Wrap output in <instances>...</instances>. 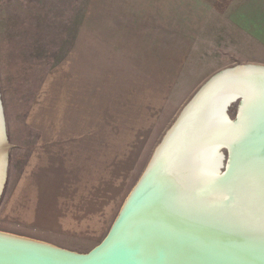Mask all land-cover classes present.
<instances>
[{
    "label": "rangeland",
    "instance_id": "rangeland-1",
    "mask_svg": "<svg viewBox=\"0 0 264 264\" xmlns=\"http://www.w3.org/2000/svg\"><path fill=\"white\" fill-rule=\"evenodd\" d=\"M164 4L140 0H0V100L8 146L0 195L1 234L79 255L104 240L166 132L211 76L201 80L203 72L221 66L199 65V55L186 67L193 69V74L170 83L156 78L157 56L165 52L156 43L160 44L165 34L151 31V24L155 5L161 8ZM93 12L94 17L90 16ZM91 23L98 26L99 31L92 35L97 36L99 49L89 50L95 58L91 56L92 64L83 62L82 76L88 87L92 85L91 113L93 124L97 123L93 135L99 139V155L93 160V167L96 165L100 172L99 238L85 243L52 242L43 231L5 220L2 212L16 183L25 178L28 168L38 165L39 158H32L31 150L39 134L27 122L35 119L34 109L42 111L45 79L48 81L51 73L58 74L79 28ZM235 67L230 64L226 68ZM196 71L201 79H194L198 77ZM87 73L93 78L89 82ZM236 110L237 104L228 109L230 120L235 119ZM222 153L226 157V151Z\"/></svg>",
    "mask_w": 264,
    "mask_h": 264
},
{
    "label": "water",
    "instance_id": "water-1",
    "mask_svg": "<svg viewBox=\"0 0 264 264\" xmlns=\"http://www.w3.org/2000/svg\"><path fill=\"white\" fill-rule=\"evenodd\" d=\"M253 68L227 69L194 94L97 247L79 255L0 236V264H264V67ZM227 101L233 123L220 116ZM0 118L1 188V100ZM210 145L228 149L223 177L203 173Z\"/></svg>",
    "mask_w": 264,
    "mask_h": 264
},
{
    "label": "crops",
    "instance_id": "crops-1",
    "mask_svg": "<svg viewBox=\"0 0 264 264\" xmlns=\"http://www.w3.org/2000/svg\"><path fill=\"white\" fill-rule=\"evenodd\" d=\"M140 1L165 3L161 8L155 5L151 24V31L165 34L156 43L159 50H165L155 64L159 81L175 82L193 74L186 67L199 55V65L221 66L205 74L201 69L203 79L196 71L197 80L211 75L208 81L230 64L264 67V0ZM97 29L93 23L81 26L58 74L45 79L42 111L34 109L36 120L27 122L39 134L31 154L40 162L16 183L2 212L5 220L43 231L52 242L85 243L99 238L100 172L93 167L99 139L93 135L97 123L93 124L91 113L92 85L88 87L82 76L83 62L92 64L94 52L89 50L99 49L97 36L92 35ZM89 75L87 82L93 79Z\"/></svg>",
    "mask_w": 264,
    "mask_h": 264
},
{
    "label": "bare ground",
    "instance_id": "bare-ground-1",
    "mask_svg": "<svg viewBox=\"0 0 264 264\" xmlns=\"http://www.w3.org/2000/svg\"><path fill=\"white\" fill-rule=\"evenodd\" d=\"M254 67V68H253ZM258 67H261V66H253V65H248V66H237V67H235V68H238V69H248V68H253V69H257ZM227 70V69H226ZM237 70V69H236ZM223 71H225V70H223ZM223 71H221V72H223ZM221 72H219V73H221ZM229 72V71H228ZM228 72H225V73H223L222 75H224V74H226V73H228ZM219 73H217V74H219ZM216 74V75H217ZM215 76V75H214ZM213 76V77H214ZM219 76H221V75H219ZM212 78V77H211ZM210 78V79H211ZM204 86V85H203ZM240 97V96H239ZM228 103V101L227 102H225L222 106H221V108H220V116H221V118H222V120L224 121V122H226V123H233V122H230L228 119H227V117L225 116V114H224V107H225V105ZM187 105V104H186ZM241 106H242V104H241ZM241 106H240V108H239V110H238V113H237V117H238V115H239V112H240V109H241ZM185 111H181L180 112V114L178 115V117H177V119L175 120V122H174V124L170 127V129L166 132V134H165V136H164V138L162 139V141L161 142H163L168 136H169V134L171 133V131H172V129L174 128V126L176 125V123L178 122V120L180 119V117L183 115V113H184ZM0 120H1V118H0ZM160 144H159V146L156 148V153L158 152V150L160 149ZM223 148H226L227 149V147L226 146H224V145H210V146H208V147H206V154H207V157H208V159H209V161H210V167H208V168H203V173H204V175L206 176V177H208V178H220V177H223L226 173H227V170H228V166H229V161H230V157L228 156V158L227 159H224V162H223V153H222V151H223ZM228 150V149H227ZM155 153V154H156ZM155 154L153 155V157L155 156ZM228 155H229V151H228ZM153 157L151 158V160L153 159ZM151 160H150V162H151ZM221 166H223V170H221L220 168H221ZM147 168V167H146ZM5 170H6V160H5V164H4V168H3V175H2V183H1V188H2V184H3V181H4V177H5ZM145 171H146V169H145ZM145 171H144V173H143V175L141 176V178H140V181H142V178L144 177V174H145ZM1 188H0V191H1ZM134 190V189H133ZM133 190H132V192H133ZM131 192V193H132ZM130 193V194H131ZM129 197V196H128ZM127 200V199H126ZM126 202V201H125ZM124 202V203H125ZM117 218V217H116ZM116 220V219H115ZM115 220H114V222H115ZM114 222L112 223V225H111V227H110V229H109V231H108V233L110 232V230H111V228H112V226H113V224H114ZM108 233H107V235H108ZM106 235V236H107ZM0 236H4V237H7V238H11V239H17V240H22V241H28L29 243H31V244H34V245H38V246H43V247H46V248H51V249H55V250H58V251H61V252H64V250L62 251L61 249H57V248H54V247H52V246H49V245H46V244H42V243H38V242H33V241H30V240H26V239H22V238H17V237H14V236H10V235H6V234H1L0 233ZM105 239V238H104ZM97 247V246H96ZM66 253V252H65Z\"/></svg>",
    "mask_w": 264,
    "mask_h": 264
}]
</instances>
